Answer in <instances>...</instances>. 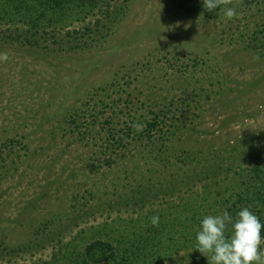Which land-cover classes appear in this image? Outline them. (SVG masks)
Instances as JSON below:
<instances>
[{"label": "rangeland", "instance_id": "obj_1", "mask_svg": "<svg viewBox=\"0 0 264 264\" xmlns=\"http://www.w3.org/2000/svg\"><path fill=\"white\" fill-rule=\"evenodd\" d=\"M84 1L99 26L80 39L67 10L0 0V264L96 239L133 262L199 264L203 216L264 221V0L222 3L232 20L202 0ZM36 20L37 46L22 40ZM151 108L178 129L108 157L107 129Z\"/></svg>", "mask_w": 264, "mask_h": 264}, {"label": "trees", "instance_id": "obj_2", "mask_svg": "<svg viewBox=\"0 0 264 264\" xmlns=\"http://www.w3.org/2000/svg\"><path fill=\"white\" fill-rule=\"evenodd\" d=\"M38 1V4L40 6H43L45 8H51L52 10H58L63 11L67 10L73 18H75L74 22L79 23V28L73 27L72 31L65 32V37L71 36V35H79L80 39H82L84 36H89L93 33V28L96 26L98 28L99 23L98 19L94 21V27L93 24L90 22L84 24L83 21H85L86 16H89L92 14V3H85L84 0H36ZM23 3V2H22ZM90 4V6H89ZM78 7H85L84 10H86L83 13V18H79L78 15L75 16V9ZM75 8V9H74ZM107 12V11H105ZM75 16V17H74ZM53 22V19L51 20ZM55 21L59 22L60 17H57ZM39 22L34 21L32 22L30 26V30L28 31L27 37H23L22 39L24 42L35 44L36 46L40 43L38 33L39 31L36 29V23ZM61 22V21H60ZM63 22V21H62ZM66 23H62L60 25L61 28L65 27ZM59 27V28H60ZM33 29V31H32ZM44 30V29H43ZM67 44V43H66ZM64 48V47H62ZM164 109V110H163ZM167 108H162L160 111H156L154 109H149V116L140 115L138 116V119L134 120V117H132L131 113H128L123 119V121H118L116 123V126H110L107 129L106 133V143L105 146L108 149H110V154L108 157L112 158L114 156H120L122 151H125L127 146L131 142L139 143V147L141 146L144 149H147L153 145H157V143L160 141L168 140V134H172L175 130L178 129V126L175 122H170L169 125H167L169 122L168 119V112L166 111ZM141 119V120H140ZM142 124L143 130L140 132H136L132 127L131 124L134 122ZM75 122V121H74ZM121 122V125L119 124ZM76 124V123H75ZM117 125H120L117 127ZM165 126L166 129H163ZM170 129H174V131H170ZM166 138V139H165ZM161 146L164 145V141L161 143ZM143 145V146H142ZM161 146L159 148H161ZM113 152V154H112ZM112 154V155H111ZM124 157V156H123ZM264 191L260 194L262 195L260 197V202L264 206ZM264 208V207H263ZM195 217H193L194 219ZM195 220V219H194ZM262 224H264V221H261ZM261 236H264V228L261 229ZM59 242V241H58ZM67 243L59 242L56 247H54V254L51 257L49 262H45L43 264H157L156 262L151 261H145L144 255L141 253H136L134 255V262L132 260V255L128 254L127 249H119L116 248L117 246L114 245L113 241L109 239H96L94 241H91L88 243L84 249L83 253L80 255L77 253H73L74 251L69 250V246H66ZM137 244V243H136ZM32 249V245L26 247L25 250ZM138 251V250H137ZM77 254V255H76ZM129 255V256H128ZM196 258L199 260V264H208V260L202 256L198 255L196 253Z\"/></svg>", "mask_w": 264, "mask_h": 264}, {"label": "clouds", "instance_id": "obj_3", "mask_svg": "<svg viewBox=\"0 0 264 264\" xmlns=\"http://www.w3.org/2000/svg\"><path fill=\"white\" fill-rule=\"evenodd\" d=\"M229 0H202L203 8L211 12L219 9L225 20L238 18L241 13L235 7H223ZM131 127L140 132L143 125L133 122ZM159 215L150 218L152 226L159 223ZM264 224L250 207L240 208L235 217L227 210L216 215H205L195 230L194 249L203 254L208 264H264ZM227 233H230L226 235Z\"/></svg>", "mask_w": 264, "mask_h": 264}]
</instances>
